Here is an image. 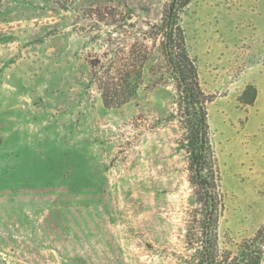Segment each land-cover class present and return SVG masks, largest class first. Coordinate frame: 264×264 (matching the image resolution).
<instances>
[{
  "label": "rangeland",
  "instance_id": "rangeland-1",
  "mask_svg": "<svg viewBox=\"0 0 264 264\" xmlns=\"http://www.w3.org/2000/svg\"><path fill=\"white\" fill-rule=\"evenodd\" d=\"M170 1L0 0V264H191V116L163 53ZM179 16L213 94L225 248L264 223V0H190ZM120 68L139 85L106 105Z\"/></svg>",
  "mask_w": 264,
  "mask_h": 264
},
{
  "label": "trees",
  "instance_id": "trees-1",
  "mask_svg": "<svg viewBox=\"0 0 264 264\" xmlns=\"http://www.w3.org/2000/svg\"><path fill=\"white\" fill-rule=\"evenodd\" d=\"M190 0H171L165 10L161 30L163 53L176 81L182 99L190 108L191 123L187 137L190 152L191 182L195 187L198 207L194 210L193 222L198 225L199 235L194 246L191 264H264V223L251 237L230 246L219 245V220L224 210V194L221 188L218 159L211 140L207 105L213 94L202 86L196 60L191 57L185 31L180 24L179 12ZM137 73V77L135 76ZM120 68L113 75V85L101 86L106 105L125 103L135 94L139 85L140 71ZM135 74V75H134ZM139 75V76H138ZM253 97L257 88L252 85Z\"/></svg>",
  "mask_w": 264,
  "mask_h": 264
},
{
  "label": "crops",
  "instance_id": "crops-1",
  "mask_svg": "<svg viewBox=\"0 0 264 264\" xmlns=\"http://www.w3.org/2000/svg\"><path fill=\"white\" fill-rule=\"evenodd\" d=\"M253 83H254V84L257 86V88H258V86H259L258 83L254 82V81H253ZM258 90H259V89H258Z\"/></svg>",
  "mask_w": 264,
  "mask_h": 264
}]
</instances>
